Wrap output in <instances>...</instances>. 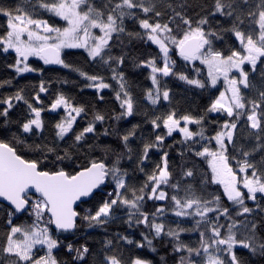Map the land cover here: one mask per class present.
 Instances as JSON below:
<instances>
[{"label":"snow or ice","instance_id":"obj_1","mask_svg":"<svg viewBox=\"0 0 264 264\" xmlns=\"http://www.w3.org/2000/svg\"><path fill=\"white\" fill-rule=\"evenodd\" d=\"M0 89V264H264V0H0Z\"/></svg>","mask_w":264,"mask_h":264},{"label":"trees","instance_id":"obj_2","mask_svg":"<svg viewBox=\"0 0 264 264\" xmlns=\"http://www.w3.org/2000/svg\"><path fill=\"white\" fill-rule=\"evenodd\" d=\"M72 59H74V60L78 61L79 63L83 64V61H82V59L80 57H73ZM85 67H87V66L85 65ZM62 73H63L62 78H64V76H68L71 79H79L78 77L75 76V74L66 73L64 70H62ZM138 82L140 84H143V83H145V80H144L143 77H140ZM54 87H55V85H54ZM135 90L137 91V94L139 95V89L137 88ZM3 91H5V90L4 89H0V92H3ZM72 91H74V89ZM175 94H176V98L180 101L179 107H181V108H185V109L188 108V107L194 108L196 104L200 103V100L198 98H195V97L192 98V103L191 104H189L184 99H180L182 93L180 91L179 86L176 87ZM85 99H88V97H85ZM44 115L47 118L48 114L45 113ZM140 119H142V117L141 116H137V120H140ZM0 239H3V228H0ZM97 247H98V245H97Z\"/></svg>","mask_w":264,"mask_h":264}]
</instances>
